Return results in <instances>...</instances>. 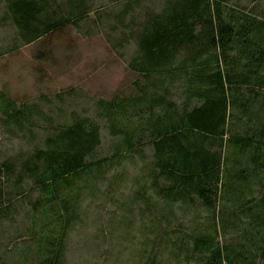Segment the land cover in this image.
Segmentation results:
<instances>
[{
  "label": "rangeland",
  "instance_id": "obj_1",
  "mask_svg": "<svg viewBox=\"0 0 264 264\" xmlns=\"http://www.w3.org/2000/svg\"><path fill=\"white\" fill-rule=\"evenodd\" d=\"M13 1L0 0V91L20 107L33 106L34 112L44 114V118L24 122V130L20 131L15 126L7 127L9 123L0 113V166L5 162L14 166L12 174L5 169L0 173L4 203L0 212L6 213V217H0V264H37L42 243L38 237L30 239L32 212L26 201L37 202L43 196L24 172V165L38 150L45 149V141L55 128H67L78 118H89L100 127L102 144L90 160L103 163L100 168L94 167L87 187L85 183L76 185L75 189L82 192L81 202L65 231L61 264H199L212 257L217 248L243 256L258 255L262 263L264 235L257 220L264 218V213L257 208L264 204V177L255 172L252 156L241 157L233 142L237 137H258L264 127V69L250 87L227 91L228 99L229 93L230 97L239 92L242 95L236 98L235 106L229 104L224 143L212 149L223 158L213 209H206L197 197L173 203L157 196L153 187L150 172L155 151L150 134L138 152L127 151L125 143L120 144L125 134L111 135L106 112L97 106L119 94L121 100L131 96L137 76L128 64L138 56L144 28L165 11L170 0H87L89 14L78 26H67L30 46H25L13 23L9 11ZM69 3L55 0V9L62 7L66 13ZM223 3L225 18L233 20L249 14L264 19V0ZM252 43L257 40L252 39ZM263 50L260 47L257 51ZM229 56L239 59L238 52ZM257 58L264 65L263 57ZM249 64L248 60L240 61L234 73L247 70ZM223 68L225 73L233 74L232 69ZM170 87L168 98L179 107L193 108L204 102H188V83L184 79ZM141 111L128 122L138 123L144 116ZM128 122L116 120L122 123L121 131L128 129ZM118 146L120 150L114 152ZM106 158H110L108 163ZM242 171H246L242 174L244 180L232 185ZM162 184L171 186L165 181ZM226 184L228 188H224ZM48 208L46 204L44 209ZM48 216L50 227L38 221L44 230H52L55 221ZM251 241L256 246H251ZM197 242L212 245L211 252H196Z\"/></svg>",
  "mask_w": 264,
  "mask_h": 264
},
{
  "label": "trees",
  "instance_id": "obj_2",
  "mask_svg": "<svg viewBox=\"0 0 264 264\" xmlns=\"http://www.w3.org/2000/svg\"><path fill=\"white\" fill-rule=\"evenodd\" d=\"M86 1L70 0L65 13L62 7L55 9V0H15L9 3V11L25 46H30L67 26H78L89 14ZM226 1L170 0L165 11L153 17L144 28L139 38L138 56L128 64L137 76L131 86V96L121 100L119 94L97 104L102 112L105 110L108 124L111 123V135L125 134L120 144L125 143L127 151L138 152L150 134L155 151L150 176L154 179L157 196L171 199L173 203L197 197L205 203L206 209H213L223 168L222 156L212 149L224 143L229 104L235 106L236 98L242 95L239 92L230 97L229 93L228 99L227 91L250 87L256 78H261L264 69L263 61L257 58L264 59V50L259 52L260 47H264L263 17L246 14L237 19L233 17V20L230 16L225 18L221 6ZM252 39L257 43L253 44ZM232 52H238V60L230 59ZM244 60L251 62L248 69L234 73ZM223 65L232 69L233 74L225 73ZM182 79L188 83V102L201 99L204 101L201 106L183 108L168 98L172 94L170 86ZM34 110L33 106H18L13 98L0 91V113L7 119V127L15 126L23 131L24 122H33L35 117L44 118V114ZM140 111L144 116L138 123L128 122ZM116 120L128 122V129L119 130L122 123ZM234 141L241 157L251 155L255 172L264 177V127L258 137L244 140L237 137ZM101 144L100 127L89 118H78L67 128H55L45 141V149L38 150L24 165V172L43 196L37 202L26 201L32 212V223L28 227L33 234L30 239L38 237L42 243L37 264H61L65 231L72 224L81 202L82 192L75 188L84 183L87 187L89 175L101 167L103 160L97 164L90 160ZM117 148L114 152L120 150L119 146ZM108 159H104L105 162L108 163ZM0 167V173L2 169L9 174L14 171L9 162ZM242 174L246 171L239 172L232 185L244 180ZM163 181L171 186L164 187ZM1 200L0 194V207L4 204ZM46 204L47 210L44 209ZM257 209L264 213V204ZM48 214L55 218L52 230H44L38 224L40 220L50 227L46 220ZM3 215L6 217L5 212H0V217ZM257 222L264 235V218H258ZM200 243H196V252H211L212 245ZM250 244L256 246L254 241ZM39 256L48 259L43 261ZM259 257L217 248L212 257L199 264H264V255L262 263L258 262Z\"/></svg>",
  "mask_w": 264,
  "mask_h": 264
}]
</instances>
